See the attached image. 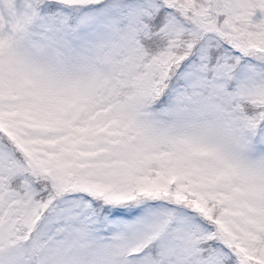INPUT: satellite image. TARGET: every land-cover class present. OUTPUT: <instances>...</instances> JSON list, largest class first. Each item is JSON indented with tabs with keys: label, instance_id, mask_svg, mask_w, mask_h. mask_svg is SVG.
<instances>
[{
	"label": "snow or ice",
	"instance_id": "obj_1",
	"mask_svg": "<svg viewBox=\"0 0 264 264\" xmlns=\"http://www.w3.org/2000/svg\"><path fill=\"white\" fill-rule=\"evenodd\" d=\"M0 264H264V0H0Z\"/></svg>",
	"mask_w": 264,
	"mask_h": 264
}]
</instances>
